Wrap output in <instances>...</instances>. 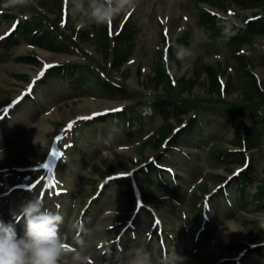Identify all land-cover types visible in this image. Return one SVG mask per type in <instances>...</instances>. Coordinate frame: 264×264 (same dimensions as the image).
<instances>
[{
	"label": "rangeland",
	"instance_id": "obj_1",
	"mask_svg": "<svg viewBox=\"0 0 264 264\" xmlns=\"http://www.w3.org/2000/svg\"><path fill=\"white\" fill-rule=\"evenodd\" d=\"M254 2L247 8L235 0H139L127 17L82 29L68 0H29L21 13L1 0L10 9H0V105L10 116L0 111V151L13 148L4 164L17 159L22 166L0 168V219L13 221V213L40 196L32 184L42 172L34 166L48 145L25 133L41 118L59 129L63 155L46 184L45 207L59 205L61 232L69 241L79 234L95 264H124L133 248L147 250L153 264H264V254L255 252L264 249V212L255 198L264 195V132L254 131L249 142L243 132L264 114V36L241 32L264 19V0ZM212 15L221 27L209 24ZM34 16L41 28L60 33L61 50L49 51L72 54L73 61L60 64L83 67L81 78L76 71L70 79L52 75L55 66L27 87L30 71L42 65L33 33L19 34L17 26ZM181 45L191 57L177 58ZM21 46L29 49L18 52ZM12 64L29 71L11 70ZM162 65L167 79L159 73ZM158 96L181 107L167 108L166 117L152 114ZM87 97L122 104L76 115ZM53 106L67 109L70 119L47 116ZM191 122L199 131L186 130ZM137 157L144 160L136 164ZM246 168L253 169L251 182L236 186ZM133 184L140 202L132 199ZM226 221L242 226L241 235L226 231ZM15 227L22 235L25 225Z\"/></svg>",
	"mask_w": 264,
	"mask_h": 264
},
{
	"label": "clouds",
	"instance_id": "obj_2",
	"mask_svg": "<svg viewBox=\"0 0 264 264\" xmlns=\"http://www.w3.org/2000/svg\"><path fill=\"white\" fill-rule=\"evenodd\" d=\"M10 3L25 5L29 0H10ZM138 3L139 0H68L75 26L82 29L111 25L122 13L135 10ZM179 48L178 59L191 57V49L182 45ZM12 215L14 222L0 219V264H95L79 234L78 239L69 241L61 232L64 216L59 205L53 211L45 207L42 196H35ZM21 220L25 228L23 234L18 235L15 224ZM261 222L264 223V217ZM124 264H153V260L147 250L133 248Z\"/></svg>",
	"mask_w": 264,
	"mask_h": 264
},
{
	"label": "trees",
	"instance_id": "obj_3",
	"mask_svg": "<svg viewBox=\"0 0 264 264\" xmlns=\"http://www.w3.org/2000/svg\"><path fill=\"white\" fill-rule=\"evenodd\" d=\"M235 1L238 3L243 2L244 7H247V8H252L255 5L254 0H235ZM0 2H1V0H0ZM4 2L9 4L10 0H4ZM216 4H217L219 9L223 8V6L221 4H219V1H216ZM12 7L16 13L22 12L21 11L22 10L21 4H15ZM0 9L4 10V9H10V8H9V6L5 7L4 4H0ZM43 18H44V16H43ZM210 18H211V21H209V24L211 26H215V25L218 26L219 25L218 27H221L223 25V24L218 23L221 20L216 18L214 15H212ZM39 19L40 18L38 16H34L32 18H23L22 20H20V22L17 26L18 27L17 33H19V34L22 33L25 36V35H30L32 32L33 35L31 37L35 38L37 41V42H34L35 44H37L41 47L50 49V50H56V51L61 50L62 47L59 44V40L55 36V35L60 36V33L53 32V31H51L52 29L46 30L44 28H41L42 23H41V19L40 20ZM44 19H46V18H44ZM222 22L224 23L225 21H222ZM226 25H229V22H226ZM230 26L233 27L232 25H230ZM238 32L240 33V31H238ZM241 32H243L244 35H246V36H254V35L264 36V19H258L257 21L250 23L248 33L244 32V30ZM217 33H219V30L217 31ZM234 36L236 37V34H234ZM235 40H237V38H235ZM121 64L122 63H119L118 66L121 67ZM204 68L207 69L206 66ZM158 69H160L159 73L161 74V76L164 79H167L163 65L160 66ZM77 70H84V68L82 67L80 69V67H76V66H70V67L69 66H63V67L57 68L56 70H54V72L51 71L50 73L52 75L56 74L60 77H64L67 79V78H71L73 73L76 71V74H77L76 78H79V77L81 78L82 72L77 71ZM210 77H211V74H210ZM82 79L84 80V78H82ZM212 79H214L213 76H212ZM97 80H100V78L97 77ZM211 87H214L213 81L211 82ZM109 88H112V87H109ZM167 94L169 97H173V96H170L169 93H167ZM158 97L159 98H157L156 101L152 102L153 104L150 103V105H151L150 113H152V114H157V115L160 114V115L166 117L167 114H169L167 108L178 109L181 107L180 104H182V103H179L175 100H174L175 102H173V100L171 98H166L165 96L164 97L158 96ZM124 128H125V130L130 131V127L124 126ZM198 128L199 127L197 126V124L195 122H191L190 125L187 126L186 130L187 131L189 130L190 132H192V131L196 132L195 129H197L199 131ZM256 130L264 132V114H258L257 119L253 120L250 124H247L244 126L243 132L245 133L248 142L251 141V139L254 140L256 138L254 135L255 134L254 131H256ZM199 134H196V135H199ZM232 155L237 158L236 154H232ZM237 159H239V161L241 160L240 157ZM149 170L150 171L154 170L156 173L159 171L156 168H154L153 166H151V168ZM157 174L160 175L159 172ZM252 176H253V169L248 168L247 170H245V172L241 173L239 178L236 179L235 185L240 186V185L246 184L247 182H251ZM259 191H258V194H260ZM255 196H256L255 198L258 201L260 200L259 202H257L258 203L257 205L262 207V211L264 212V207H263L264 206V195H257L256 194ZM249 199H250V197H249ZM255 252H258L259 255L261 256L264 254V249L259 248V249H256Z\"/></svg>",
	"mask_w": 264,
	"mask_h": 264
},
{
	"label": "bare ground",
	"instance_id": "obj_4",
	"mask_svg": "<svg viewBox=\"0 0 264 264\" xmlns=\"http://www.w3.org/2000/svg\"><path fill=\"white\" fill-rule=\"evenodd\" d=\"M170 2L174 4L176 2V0H170ZM127 16H128L127 14L124 15V17H127ZM27 48L29 49V47L21 46V48L18 50V52H24L27 50ZM32 48L35 50L36 56L39 58L42 66H44L48 63L58 64L61 62L62 63L71 62L74 59L72 54L52 52V51H49V50L44 49V48L39 47V46H32ZM133 61H135V59H132L130 62H128V64L129 65L132 64ZM10 69L15 70V71H29L27 66L22 65V64H12L10 66ZM257 72H258V74H260L262 72V69H258ZM37 73H38V70L36 72L30 71V74H31L30 79L31 80L29 81V84L27 85V87L30 86V84H34V82L37 80V76H36ZM132 79L136 80V77L133 76ZM19 95L20 94H18L17 97ZM121 104L122 103H120V102H114V101H112V102L111 101H102L101 103H98V102H95L92 98L87 97V98H84V100L82 102H79L77 104V107H76L74 113H76V115H78V116H84V115H87L88 113H91V112L97 111V110H101V109H115V108H118ZM12 105H10V106H12ZM8 109L9 108H4V105H0V111L5 110V117H7V118L10 116V113L7 115ZM67 114L69 115V113L67 112V109H65L63 112H59L58 108L56 106H53L50 108L49 112L46 115L50 116L51 118H54V119L64 120L65 121L64 123H66L70 119L69 118L70 116H68ZM44 116H45V114H44ZM47 133L50 134V136H47ZM58 133H59V129L55 130L52 125H50L49 123H47L43 119L38 118V120L36 122L30 123L28 125V129H27L25 135L31 136V137H33L32 139L35 140L36 142L46 144L49 147L51 142L54 140V138L57 136ZM10 150H13V148H7L6 149V147H5L4 150L0 151V168H3L5 166H12V167L22 166L21 162H19L17 159L13 160V162H10V163L5 162V164H4V161L2 160V158H4V156H7V152ZM122 150L125 152H129V151H131V147L125 146V147H122ZM149 156H150V154H148L146 156V158H148ZM142 160H144V158L137 157L136 164L141 163ZM37 164H39V163H35V165H37ZM133 166L134 165H132L131 168L128 170L129 174L132 173ZM52 171H43L42 170L41 177H39L38 180L32 184L33 191L40 188V196H42L43 199H46L44 197L48 196L46 184L47 183L51 184L53 182L54 172H52ZM10 221H12V220H10ZM7 222H9V221H6V223ZM20 223L24 224V221L21 220L19 222V224ZM222 226L224 229H227L226 231L230 230V229H228L230 227L235 229V231L239 235H241V232L244 230V228L242 226H240L239 224H237L233 221L232 222L226 221Z\"/></svg>",
	"mask_w": 264,
	"mask_h": 264
},
{
	"label": "snow or ice",
	"instance_id": "obj_5",
	"mask_svg": "<svg viewBox=\"0 0 264 264\" xmlns=\"http://www.w3.org/2000/svg\"><path fill=\"white\" fill-rule=\"evenodd\" d=\"M45 167H47V165H45Z\"/></svg>",
	"mask_w": 264,
	"mask_h": 264
}]
</instances>
